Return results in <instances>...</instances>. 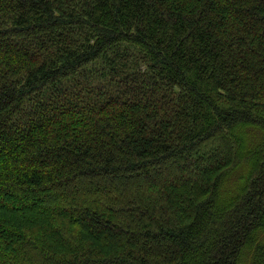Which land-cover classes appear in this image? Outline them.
<instances>
[{"label":"trees","instance_id":"1","mask_svg":"<svg viewBox=\"0 0 264 264\" xmlns=\"http://www.w3.org/2000/svg\"><path fill=\"white\" fill-rule=\"evenodd\" d=\"M0 264H264V0H0Z\"/></svg>","mask_w":264,"mask_h":264}]
</instances>
